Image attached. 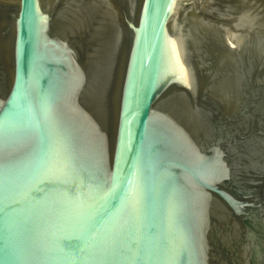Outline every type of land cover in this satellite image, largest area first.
Returning <instances> with one entry per match:
<instances>
[{
  "label": "water",
  "instance_id": "obj_1",
  "mask_svg": "<svg viewBox=\"0 0 264 264\" xmlns=\"http://www.w3.org/2000/svg\"><path fill=\"white\" fill-rule=\"evenodd\" d=\"M0 264H264V0H0Z\"/></svg>",
  "mask_w": 264,
  "mask_h": 264
}]
</instances>
